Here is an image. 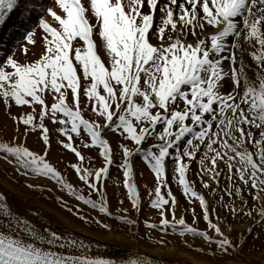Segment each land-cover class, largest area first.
<instances>
[{
  "label": "snow or ice",
  "instance_id": "obj_1",
  "mask_svg": "<svg viewBox=\"0 0 264 264\" xmlns=\"http://www.w3.org/2000/svg\"><path fill=\"white\" fill-rule=\"evenodd\" d=\"M18 5L19 0H0V24ZM32 7L25 5L20 18L25 19ZM38 10V22L22 30L21 54L16 55L15 47L10 53L0 51L6 57L0 62V107L7 109L5 115L15 126H25V138L30 130H40L37 140L43 147L35 151L15 137L0 139V159L22 175L50 178L90 206L86 213L75 204L74 215L85 226L112 229L99 215H114L104 183L109 166L123 169L127 195L139 211L141 197L132 179V157L138 153L156 179L150 204L160 219L143 220L148 238L155 229L164 236L171 231L203 237L206 243L195 249L202 255L188 264H238L231 257L240 256L246 242L241 237L264 235V0H47ZM37 43L41 51L32 52ZM98 49L106 52L105 59ZM245 53L254 67L245 62ZM82 103L96 119L85 118ZM12 106L21 107V112L13 114ZM45 119L59 125L66 137L60 143L79 158L71 167L83 182L80 186L46 158L50 128ZM84 132L91 145L99 146L104 158L100 167H84L85 157L72 143L73 134L82 138ZM109 132L133 142L131 147L118 142L122 162L114 160ZM166 158L173 178L178 174L182 194L188 201L198 198L206 230L186 222L185 210L165 178ZM194 162V175L205 188L210 181L218 187L224 174L228 184L220 190V207L233 218H251L252 225L222 226L225 217L215 208V222L210 218L208 200L186 178ZM28 186L43 190L38 183ZM217 187L211 191L216 193ZM223 193L230 197L227 202ZM56 199L73 211L68 201ZM191 214L195 221V211ZM115 218L126 225L138 223L131 215ZM157 239L159 245L167 244ZM183 243L194 247L187 238ZM0 264L159 262L139 250L126 257L105 255L72 232L37 225L12 209L0 192Z\"/></svg>",
  "mask_w": 264,
  "mask_h": 264
},
{
  "label": "rangeland",
  "instance_id": "obj_2",
  "mask_svg": "<svg viewBox=\"0 0 264 264\" xmlns=\"http://www.w3.org/2000/svg\"><path fill=\"white\" fill-rule=\"evenodd\" d=\"M94 38L96 39V35L94 33ZM24 43L22 40L16 47V55L19 56L20 53V47L21 44ZM41 45V44H40ZM36 48V47H35ZM32 52L38 53L36 49H31ZM102 59L106 58V52L101 50ZM31 56H29V59ZM81 108L83 111L86 112L87 116H89L91 119H96L94 115H92L83 105L81 104ZM2 110L0 112V139L9 140L11 141L13 137L16 138L17 141H23L26 146H28L31 150L40 151L43 147L42 143L37 140V136L40 130H30L28 136L24 137V125L20 123L18 126L14 125V121L5 115V112L7 109L0 107ZM28 108H24L23 111H28ZM11 112L13 114L20 113L21 107L19 106H12ZM3 113V115H2ZM4 119H6L5 122ZM46 125L50 128V147L49 151L47 153V159L50 163H53L55 167H57L58 170L62 172V174L65 175L66 179L73 183L76 186H80L83 182L79 180V175L76 173L75 169L71 167L73 163L79 162V158L70 150L65 147L64 144H61V140L66 141V137L63 136L62 133H59L58 127L59 125L56 124L55 126L50 123L47 119H45ZM110 137L107 138L109 140V146L113 150V157L114 160L118 162H122V150H119L117 145L118 142L120 143H126L129 147L132 146V143L130 140H122L118 134H113L111 132ZM31 136L32 139L29 138ZM87 141V143H85ZM72 143L74 146L78 148V150L81 152L82 156L85 157L83 160V166L89 167V168H97L102 166L103 162V156L99 151V146L97 145H91L90 143V137L86 132L83 133V137H77L76 134H73V140ZM43 154V153H41ZM139 157V158H138ZM138 158L139 165L137 166V171L135 169L134 161ZM144 161V160H143ZM140 158V155L138 153H134L132 157V163H133V177L132 179L137 184V187L140 191V195L142 197L141 204L142 207L138 212H141V221L143 223L144 219H148L150 222H158L160 217L158 215V211L155 209L154 206H151L150 204V190L151 195L154 196V187L156 186V179H155V173L151 171L150 166L147 164L146 161L143 162ZM171 166V164H170ZM0 169L4 174L9 176L11 179L16 181L20 186L23 188H29L30 190H34L37 193L40 194V198L45 200L46 202H50L53 205H61V201L57 200L56 197L60 196L64 200L68 201V204L72 206L73 211H69L70 213L74 214L76 211L75 204L78 203V201L69 196L64 191L57 188L56 184L48 181L46 179H43L41 177L37 176H25L16 171L14 166H12L9 162L0 159ZM145 171H144V170ZM169 182V187L171 190L177 191L179 193L180 199V208L184 209V215L186 222H193L194 226L200 227L201 229H206V221L202 218V211L203 209L201 206L194 202L192 199L191 201L187 202L188 199L182 194L183 193V187L178 182V174L175 178L172 176L171 167L170 171L166 178ZM124 176H123V169L118 167V164H113L109 166V176L105 178V185H106V196L109 201V209L110 211H113L114 215L113 217H102V219H105L107 222L117 225L118 228L126 233H130L129 227L126 224L121 223L118 221L115 217L119 214H125V215H131L134 214L137 210L133 208L130 198L127 195V187L123 183ZM28 183L33 184H40L43 186V190L41 188L37 187H29ZM166 189L162 186V192L166 193ZM87 194V192L85 193ZM98 195V193L94 194V198ZM185 199V201H183ZM187 200V201H186ZM217 207L216 201L209 202V209L212 213V209ZM67 209V208H66ZM123 209H127V212H123ZM68 210V209H67ZM81 210L85 211L86 213L91 212L86 207H81ZM192 210L196 213V219L193 221L192 218ZM94 214V213H92ZM180 214V210L177 211V217ZM214 215V214H213ZM215 216V215H214ZM187 217V218H186ZM80 218V217H79ZM93 226L102 228V226L95 225ZM143 226H145L143 224ZM146 229V226H145ZM211 231V230H209ZM145 234L147 238L149 237V233L145 230ZM139 235L140 233L137 232ZM157 237H161L167 240V243H175L176 241H183V237H181L178 233H173L171 231L168 232L166 236L161 234L158 229L153 230L152 232V238L151 239H157ZM190 239V242H194V248L202 246L203 244L199 242L197 239L188 238ZM193 239V240H192ZM183 245H185L183 243ZM187 246V245H185ZM215 247V245H213ZM256 248L264 247V236L260 240H258L255 243ZM194 249V250H195ZM196 251V250H195ZM198 252V251H196ZM200 253V252H198Z\"/></svg>",
  "mask_w": 264,
  "mask_h": 264
},
{
  "label": "bare ground",
  "instance_id": "obj_3",
  "mask_svg": "<svg viewBox=\"0 0 264 264\" xmlns=\"http://www.w3.org/2000/svg\"><path fill=\"white\" fill-rule=\"evenodd\" d=\"M47 0H19V5L13 9L6 17L3 24H0V51L4 53H10L15 47L17 39L12 36L13 29L18 28L20 31L27 30L29 26L35 22H38V17L36 16V9L33 7L41 6L46 3ZM25 5H32L31 8L32 19L28 15L25 19H21V12L24 10ZM19 11V12H18ZM20 13V15L15 14ZM33 12L35 15H33ZM41 14V13H40ZM9 23V26L5 24ZM20 26L21 28H19ZM4 27L5 31L1 33V29ZM24 34V32L22 31ZM36 51L39 53L41 51L40 43L36 45ZM5 57L0 56V62ZM245 62L247 64L254 65V61L251 59L250 54L245 53ZM224 63H229L225 61ZM251 74V70H249ZM2 110L0 109V112ZM3 115V113H2ZM6 119H4L5 121ZM8 122V121H5ZM110 137V133H106V138ZM30 139L31 136H29ZM135 169L137 171V166L139 165L138 158L134 161ZM144 170V169H143ZM145 171V170H144ZM47 179H50L47 177ZM51 180V179H50ZM56 183L55 181L51 180ZM57 185V184H56ZM213 187H217L213 183ZM57 188L59 186L57 185ZM220 188V185L217 189ZM60 189V188H59ZM61 190V189H60ZM64 191V190H62ZM0 192H3L7 198V202L16 212L24 215L29 220L34 221L37 225L45 226L50 224L56 230L69 231L82 237L85 241H90L93 243L94 248L98 247L99 251L105 255L115 256V257H126L133 253L143 252L152 259H155L159 264H188L189 261L195 257L201 256L202 253L196 252L194 247H188L183 245V241H176L175 243H167L164 246L159 245L158 239H149L146 236L145 226L141 221V212L136 211L131 214L133 219L138 220L135 226L128 225L130 233H126L118 228L117 225H113L112 229H102L95 226H85L84 222L78 216L70 213L62 205H53L50 202H46L40 198V194L30 190L29 188H23L16 181L11 179L9 176L4 174L0 169ZM67 193L66 191H64ZM68 194V193H67ZM69 195V194H68ZM70 196V195H69ZM214 193L211 191L209 198L211 199ZM179 197V196H178ZM75 198V197H73ZM249 203L252 202L250 195L246 197ZM78 203L81 207H86L90 210V206L84 205L83 202ZM219 214L224 215V221H221L222 226L231 224L236 229H246L249 225H252L253 221L251 218L244 216L241 218H233L231 215L219 208ZM33 211L35 214H32ZM91 211V210H90ZM98 212V210H96ZM95 214V212H93ZM102 217H107L106 214H99ZM109 219V217H108ZM231 231V235H237L236 231ZM254 231H259V228H255ZM140 233L139 235L137 234ZM258 239L254 234H248L246 237H241L246 242L240 252V256L237 257L235 253L232 254L231 259L238 261V264H264V247L256 248L255 243L262 238ZM202 239V238H200ZM184 240V238H183ZM200 242V241H199ZM202 244L206 241H201ZM242 257V258H241Z\"/></svg>",
  "mask_w": 264,
  "mask_h": 264
}]
</instances>
